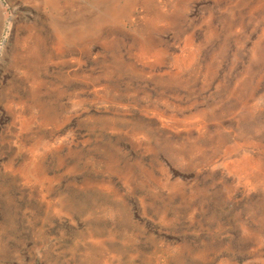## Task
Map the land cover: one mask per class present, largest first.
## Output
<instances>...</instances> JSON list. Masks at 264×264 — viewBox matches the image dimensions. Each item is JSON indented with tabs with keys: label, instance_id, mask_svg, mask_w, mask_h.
<instances>
[{
	"label": "rangeland",
	"instance_id": "rangeland-1",
	"mask_svg": "<svg viewBox=\"0 0 264 264\" xmlns=\"http://www.w3.org/2000/svg\"><path fill=\"white\" fill-rule=\"evenodd\" d=\"M0 264H264V0H0Z\"/></svg>",
	"mask_w": 264,
	"mask_h": 264
},
{
	"label": "bare ground",
	"instance_id": "bare-ground-1",
	"mask_svg": "<svg viewBox=\"0 0 264 264\" xmlns=\"http://www.w3.org/2000/svg\"><path fill=\"white\" fill-rule=\"evenodd\" d=\"M54 9H55V7H54Z\"/></svg>",
	"mask_w": 264,
	"mask_h": 264
}]
</instances>
